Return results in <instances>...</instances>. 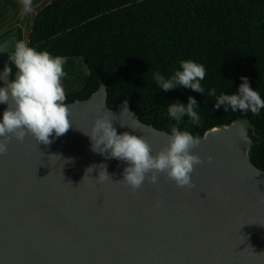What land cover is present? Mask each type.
<instances>
[{
  "label": "water",
  "instance_id": "95a60500",
  "mask_svg": "<svg viewBox=\"0 0 264 264\" xmlns=\"http://www.w3.org/2000/svg\"><path fill=\"white\" fill-rule=\"evenodd\" d=\"M16 42L11 36L0 43V77ZM8 81L10 74L0 87ZM65 104L72 123L66 134L53 133L48 145L31 135L13 138L0 155V264H264V170L250 156L264 138L247 111L200 138L193 151L205 163L192 174L194 188L161 174L134 192L116 183L127 163L92 151L83 132L110 111L117 133L143 136L153 154L171 133L142 122L128 102L109 107L105 84ZM6 108L0 104V119ZM101 164L112 182H97Z\"/></svg>",
  "mask_w": 264,
  "mask_h": 264
},
{
  "label": "trees",
  "instance_id": "16d2710c",
  "mask_svg": "<svg viewBox=\"0 0 264 264\" xmlns=\"http://www.w3.org/2000/svg\"><path fill=\"white\" fill-rule=\"evenodd\" d=\"M28 46L85 60L88 84L65 103L85 100L105 84L109 107L128 102L142 122L169 133L179 127L201 138L231 125L240 110L215 104L221 94L238 93L241 77L264 99V0H55L37 15ZM188 60L205 68L204 93L183 86L162 90L153 74L170 79ZM10 67L14 80L17 69ZM211 89L215 96L208 95ZM189 96L201 122L184 116L177 124L168 107L187 105ZM247 114L264 138V109ZM250 156L264 170V142L253 145Z\"/></svg>",
  "mask_w": 264,
  "mask_h": 264
},
{
  "label": "clouds",
  "instance_id": "9594fccd",
  "mask_svg": "<svg viewBox=\"0 0 264 264\" xmlns=\"http://www.w3.org/2000/svg\"><path fill=\"white\" fill-rule=\"evenodd\" d=\"M20 2L24 14L33 11L32 0H20ZM10 60L17 72L14 80L8 81L5 87H0V104L7 105L0 119V155L7 153L8 144L13 138L23 142L27 135H31L37 144L48 145L52 143L50 137L53 133L56 137H60L72 127L69 119L70 110L65 104V89L62 86L66 58L53 56L47 51H37L29 47L26 42L18 41L15 43ZM11 72V67L6 66L0 78L8 77ZM153 76L164 91L183 86L204 93L200 81L205 78V68L194 61H182L180 70H177L170 79H165L159 72L154 73ZM241 80L243 82L237 94H221L217 98L216 109L223 105L226 106L225 112L230 107L233 112L239 109L251 111L254 115L258 114L260 109H264V99L249 86L247 77H241ZM208 95L215 96L216 90L211 89ZM196 107L197 101L189 96L187 105L179 102L169 105L168 114L177 121V124L182 117L187 116L193 124L198 125L201 117L194 110ZM124 112L128 110L125 108L122 113ZM114 119L115 116L110 111H104L94 119L90 132L83 133L90 137L92 151L107 153V158H115L127 163L123 180L116 183L123 182L135 192L146 180L149 183H158L160 175L163 174L179 188L195 187L192 174L197 166L205 163V160L193 151L201 146L202 141L199 137H194L188 131H181L179 127H172L167 144L153 154L151 145L143 136L138 137L127 131L118 134L112 123ZM244 123L241 122V126ZM123 126L125 124L121 122V127ZM245 138L248 140L246 135ZM211 161L212 157H207V162L211 163ZM96 167V165L89 167L82 181ZM98 167L97 182H112L107 166L101 164ZM67 184L71 185V182Z\"/></svg>",
  "mask_w": 264,
  "mask_h": 264
},
{
  "label": "crops",
  "instance_id": "0c3cea01",
  "mask_svg": "<svg viewBox=\"0 0 264 264\" xmlns=\"http://www.w3.org/2000/svg\"><path fill=\"white\" fill-rule=\"evenodd\" d=\"M55 0H32L33 11L22 12L20 0H0V40L11 34L20 37V41L29 44L34 21L37 15ZM11 37V36H10ZM65 76L62 86L66 96L76 94L85 89L90 79V70L82 57L66 58Z\"/></svg>",
  "mask_w": 264,
  "mask_h": 264
}]
</instances>
